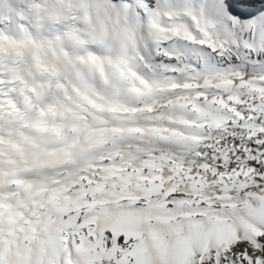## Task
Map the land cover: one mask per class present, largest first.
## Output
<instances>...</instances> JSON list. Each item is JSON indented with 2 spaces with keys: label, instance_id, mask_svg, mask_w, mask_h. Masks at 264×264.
<instances>
[{
  "label": "snow or ice",
  "instance_id": "obj_1",
  "mask_svg": "<svg viewBox=\"0 0 264 264\" xmlns=\"http://www.w3.org/2000/svg\"><path fill=\"white\" fill-rule=\"evenodd\" d=\"M0 264H264V0H0Z\"/></svg>",
  "mask_w": 264,
  "mask_h": 264
}]
</instances>
